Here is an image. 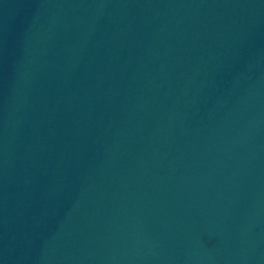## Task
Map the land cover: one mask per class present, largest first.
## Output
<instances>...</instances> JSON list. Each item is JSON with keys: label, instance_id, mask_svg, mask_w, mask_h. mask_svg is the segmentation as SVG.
I'll list each match as a JSON object with an SVG mask.
<instances>
[{"label": "water", "instance_id": "95a60500", "mask_svg": "<svg viewBox=\"0 0 264 264\" xmlns=\"http://www.w3.org/2000/svg\"><path fill=\"white\" fill-rule=\"evenodd\" d=\"M0 264H264V0H0Z\"/></svg>", "mask_w": 264, "mask_h": 264}]
</instances>
